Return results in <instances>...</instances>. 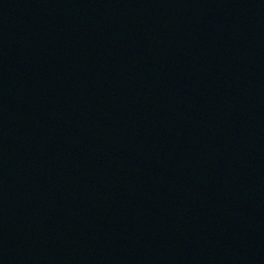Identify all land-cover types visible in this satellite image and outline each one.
<instances>
[{"label": "water", "instance_id": "obj_1", "mask_svg": "<svg viewBox=\"0 0 264 264\" xmlns=\"http://www.w3.org/2000/svg\"><path fill=\"white\" fill-rule=\"evenodd\" d=\"M0 264H264V0H0Z\"/></svg>", "mask_w": 264, "mask_h": 264}]
</instances>
